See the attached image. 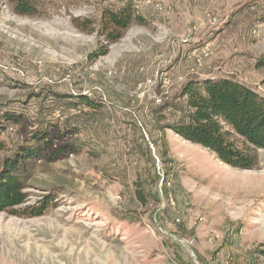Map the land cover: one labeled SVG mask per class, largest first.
<instances>
[{"label": "rangeland", "instance_id": "obj_1", "mask_svg": "<svg viewBox=\"0 0 264 264\" xmlns=\"http://www.w3.org/2000/svg\"><path fill=\"white\" fill-rule=\"evenodd\" d=\"M126 4L143 20L116 44L73 24ZM40 9L25 17L0 3V110L22 118L1 139L13 150L46 128L71 133L56 145L76 152L33 171L26 205L52 199L43 216L0 214V264H264V150L254 169L232 168L154 114L180 103L189 79L228 78L264 96V0Z\"/></svg>", "mask_w": 264, "mask_h": 264}, {"label": "trees", "instance_id": "obj_2", "mask_svg": "<svg viewBox=\"0 0 264 264\" xmlns=\"http://www.w3.org/2000/svg\"><path fill=\"white\" fill-rule=\"evenodd\" d=\"M3 1L19 16L32 17L41 12L40 0H0V3ZM142 20L132 4H126L118 9H102L98 23L86 18L74 19L73 24L82 33H97L107 45H111L118 43L132 24ZM107 48L106 45L101 46V54H106ZM177 96L180 103L168 102L154 109V114L170 116L165 128L210 150L232 168L254 169L257 153L264 150V96L228 78L189 79ZM73 98L59 96L67 102H75ZM78 101L91 109L101 108L100 104L85 95ZM175 113H180V117L177 118ZM21 120L18 114L0 110V153L8 154L0 157V214L40 217L49 209L52 199L44 197L26 205L30 197L28 182L33 171L41 162H57L65 154H74L76 150L67 143L56 145L71 133L55 134L46 128L36 129L13 150L9 149L1 139L2 133L8 125L18 124ZM157 128L158 125L154 129ZM181 229L179 225L178 230Z\"/></svg>", "mask_w": 264, "mask_h": 264}]
</instances>
